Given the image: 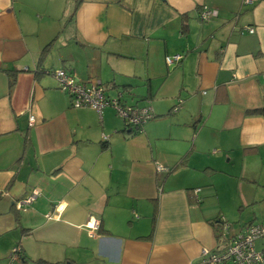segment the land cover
I'll list each match as a JSON object with an SVG mask.
<instances>
[{
  "label": "crops",
  "instance_id": "1",
  "mask_svg": "<svg viewBox=\"0 0 264 264\" xmlns=\"http://www.w3.org/2000/svg\"><path fill=\"white\" fill-rule=\"evenodd\" d=\"M75 1L0 0V264H205L264 219V0ZM59 68L155 116L72 107Z\"/></svg>",
  "mask_w": 264,
  "mask_h": 264
},
{
  "label": "built area",
  "instance_id": "2",
  "mask_svg": "<svg viewBox=\"0 0 264 264\" xmlns=\"http://www.w3.org/2000/svg\"><path fill=\"white\" fill-rule=\"evenodd\" d=\"M255 0H242L245 4H251ZM216 9L203 6L199 12V19L202 22L210 20L216 16ZM245 30L253 32L254 29L246 26ZM182 59V54H174L165 56V62L169 66L176 65ZM51 74L58 88L65 92L70 101V105L75 108L88 107L101 114L105 107H112L116 114L129 127L140 128L146 121L153 116L152 108L148 105L138 106L132 105L121 100L119 96H106L104 88L98 81H81L74 74L63 68L52 69L46 71ZM182 99H178L173 106L172 112H177L181 107ZM29 121H33V117H29ZM103 139H106L103 136ZM167 167L157 164L156 171H167ZM199 188L192 189V193L198 199ZM39 195L38 189L32 191L23 198L15 202L17 208H21L25 204H30ZM60 205L56 206L59 210ZM49 217V215H48ZM98 223L90 217L86 223L89 229L97 228ZM220 246L215 249L203 247L201 255L205 264H262L264 263V220L259 222H250L239 229H233L231 224L221 218V230L219 233ZM19 246L12 248L10 260H18Z\"/></svg>",
  "mask_w": 264,
  "mask_h": 264
},
{
  "label": "trees",
  "instance_id": "3",
  "mask_svg": "<svg viewBox=\"0 0 264 264\" xmlns=\"http://www.w3.org/2000/svg\"><path fill=\"white\" fill-rule=\"evenodd\" d=\"M80 1L81 0H76L75 1V8H74V10L77 8V6L79 5V3H80ZM53 42H54V40H51V42L49 43V44H47L46 46H45V49H44V51L45 50H47V48H49L50 46H52V44H53ZM122 100V99H121ZM125 102V101H124ZM245 114L246 115H260V116H264V106H262V107H258V108H251V109H246L245 110ZM155 116V114L153 113V116L151 117V118H153ZM150 118V119H151ZM149 119V120H150ZM147 122V121H146ZM145 124V123H144ZM143 124V125H144ZM142 127V126H141ZM198 199H199V196H198ZM221 220V219H220ZM262 220H264V219H262ZM261 221V220H260ZM255 222H259V221H255ZM243 226V225H242Z\"/></svg>",
  "mask_w": 264,
  "mask_h": 264
},
{
  "label": "rangeland",
  "instance_id": "4",
  "mask_svg": "<svg viewBox=\"0 0 264 264\" xmlns=\"http://www.w3.org/2000/svg\"><path fill=\"white\" fill-rule=\"evenodd\" d=\"M71 16H72V11L66 14L64 18H62V20L60 21L61 29L51 40H54V38H56L59 34L65 36L68 33L71 27L70 26ZM51 40L47 44H49Z\"/></svg>",
  "mask_w": 264,
  "mask_h": 264
}]
</instances>
